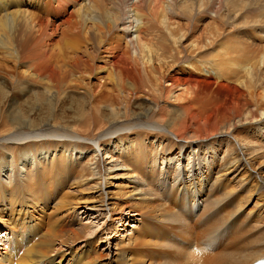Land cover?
<instances>
[{
	"label": "bare ground",
	"instance_id": "bare-ground-1",
	"mask_svg": "<svg viewBox=\"0 0 264 264\" xmlns=\"http://www.w3.org/2000/svg\"><path fill=\"white\" fill-rule=\"evenodd\" d=\"M241 8L242 4L238 0L231 1V9L238 10L235 12V17L244 20L251 18L253 23L256 17H263L264 10L255 4L248 11ZM38 9L45 10V17L31 12ZM196 16H198V13L194 9L189 13L174 11L172 3L168 0H0V63L11 64H0V73H3V77L11 79V87H13V82L15 85L13 90L10 88V92L7 88L8 85H6L9 81L6 79L4 81L6 88H0V111L3 104L7 106L8 111L5 114L0 113V205L5 211V208H8L7 215L2 216L0 214V230L2 229L0 231V264H50L48 258L52 254H58L61 249H71L79 238L89 234L82 229H75L70 226V223L74 222L72 214L77 218L76 212H74L77 208L70 207V193L61 195L63 199L61 207L66 211L59 213V205L55 207L56 216H44L45 226L40 231L36 227V222L30 223L24 215H18L20 212L25 213L26 208H46V205L50 202L47 195L52 194V191H49L50 185L51 190L58 187L61 189L68 187V189H74L71 192L78 193L87 183L88 188L84 190H87V194H90V197H87V203L92 206L86 205L84 210L94 209L95 212L100 213V217H104L105 220L103 222L104 226L111 222L113 232L116 234L123 226H127L126 219L132 218L129 222L133 225V228H137L135 225L141 221L135 217L140 218L142 213H139L140 209L136 207V203H125L126 205L123 204V206L117 203L113 205L106 190V187L110 185L109 181L125 177L129 173L132 174L131 178H126L128 181L125 185L129 186L128 190L140 191V201L145 202L142 205L141 212L145 211L146 215L150 214L151 216L152 211L149 201L157 197L155 194L156 191L158 192L157 187L159 185L165 187L170 175H175L178 180L180 175H184V172L188 171L194 157L204 159L208 156L213 160L209 170L204 167L209 178L211 175L215 176V182H211L210 186L218 183L223 173L228 170H232L231 172L234 173L237 164L240 163V167L242 164L246 165V157L248 160L252 158L251 163L260 161L259 168L264 167V163L261 161L264 156H259L264 146L258 148L246 136L230 134L232 132L230 130L236 129L238 132L240 131L237 129L239 126L251 124L253 121L241 117V114L237 113L225 122L220 123L207 121L210 119H199L202 120L203 124L200 121L190 120L187 107L193 106L194 100L192 98L179 107L184 114V118L177 122L181 128L178 133H170L162 129L160 123L171 122L166 116L165 107L144 115L139 114V117L145 119V121L136 126L134 120L138 116L135 119L132 118L133 116L128 119L129 113L126 111L129 107L124 106L125 110L122 111L124 119L121 117L114 118L117 123L112 121L108 124L111 129H114L113 133L104 132L106 128L103 126V122L93 112H90L80 118L81 121H84L86 138H80L78 132H75V134L73 132L70 133L71 138L67 136V140L62 139L63 136H54L56 134L52 130L58 129L57 134L65 133L58 127L59 124L55 119H53L54 122L50 123L30 121L17 124L18 122H11L12 125L10 121H7L13 114V105L19 97L23 98L25 95L35 96L33 98L41 107H43L41 98L46 99L49 97L46 102L47 107L55 109L60 99L66 98L62 97V91L71 89L68 88L69 86H78L82 79L88 76V73L94 75L106 74L107 70L96 60V56L100 52L108 53L110 58L115 60L114 64L120 65L127 74L126 76L124 73L113 80L107 74L103 76L105 81L112 83V88H120L126 76L128 80L132 79V81L127 80L130 87L148 88L149 96L154 100H158L156 105L164 102L178 103L179 99L174 95L175 91L181 92L184 89V93L187 92L186 88L188 87L186 84L196 85L197 82L202 80L200 75L203 73L211 74L210 72L214 71L215 75H218V64L221 67H226L227 63L236 66L247 64L255 58L247 47L239 45L236 47L239 50L237 51L234 47H229L226 40L222 39L220 35L209 34L207 27L203 26L201 28L195 24L190 25L189 19L192 17L197 22L201 20L196 19ZM55 18L60 19L59 22H54ZM235 24L230 22L228 27L223 25L222 30L227 29L226 33H230V30L236 28ZM257 28L261 29L260 26H257ZM190 35L195 37L193 41L188 43L189 46L187 47L183 43ZM115 41L125 42L126 50L124 53L119 54L114 51L116 47H110ZM67 43L68 47L66 46ZM218 46H224L225 50L221 56L224 55L226 59L220 58L221 62L213 61V67L204 64L205 61L207 63L208 59L206 57L210 55L211 50ZM193 54L200 55L192 58L194 57ZM213 55L216 56L215 53L212 54V57ZM209 58H211V55ZM136 66H139L141 75H143L139 78L138 83L140 85L133 80V75L138 70ZM181 66L185 67L186 70H181ZM213 68L216 71L212 70ZM166 70H169L170 74L168 72L164 73ZM12 71L16 72L17 75L12 74ZM178 72L187 74V83H180L174 77ZM28 84H31L32 87L37 85L39 88H45V91H41L42 93L32 92V89L28 90ZM88 88L91 87L88 85ZM98 88L95 92H92L95 96L101 94L104 87L98 85ZM120 96L125 97L123 92H119V99ZM170 99L173 101H170ZM23 101L28 103V97ZM22 106L21 103L20 107ZM257 107L264 114V104L258 102ZM192 123L194 127L190 129ZM36 128L43 131L47 129L45 132H49V135H43L42 133L45 132H41L40 135L43 138L35 140L37 134L34 133L39 132V130L33 134L29 130ZM117 131H121V133L118 134ZM148 131L161 135L160 141L149 140L147 138ZM187 132L193 136L192 142L177 137L179 135L183 136ZM217 132L221 134L219 138L228 145L227 149L223 148L225 151L221 152L223 155L221 159H225L223 162H220L218 157V150L220 151V149L213 148L216 147L213 142H210L209 147L202 144V142H208L210 137ZM257 134L260 142L264 145V129H259ZM93 135H97L96 140L93 139ZM121 135L123 136L119 138ZM106 137L112 138L111 147L113 146L114 149L107 150L105 157L107 162L104 165L103 160L100 162L98 160L100 158L98 157L100 151L98 146L101 144V140ZM27 138H31L30 141L23 143L22 141L27 140ZM83 140L96 142V148ZM39 142L49 143L46 146L48 148L45 150H51L49 146L54 143L71 142L74 148L71 151L75 150V152L74 154L69 152L67 155L57 153L47 159L50 153H40V150L28 146L31 143ZM117 145L122 146L125 151L118 153ZM187 145H196V147ZM172 146L179 147V149L171 152L173 150L171 149ZM93 148L96 149L93 157H84L87 153L93 152ZM232 148L238 153L236 155L237 160L228 163L226 159L233 154ZM243 149L244 159L241 160L238 150L243 152ZM187 152L189 154L185 159L184 155L186 156ZM34 153L40 156L35 164L32 163L35 159L33 157ZM169 153H171L170 158L167 157ZM72 154L76 156L70 158L69 155ZM117 154H120V156H117ZM5 156H9L10 160L6 161ZM45 156L46 158L43 159L42 157ZM95 164L99 165L93 167ZM159 164L165 166L161 167ZM127 166L131 168V171L126 174L122 173L129 170ZM217 166L218 168L225 167L221 171L223 173L220 172L222 175L214 172ZM171 167H174L172 174ZM2 174L4 175L2 176ZM173 182H175L174 179ZM179 182L181 181L179 180ZM54 183H56L57 188L54 187ZM94 183L95 185L91 187ZM221 184L223 188V183ZM125 191L120 192L122 197H125ZM186 199L189 202L191 201L186 193L181 194V205L177 206L178 209L185 210L189 207L184 203ZM205 202L206 205L203 204V214L212 208L210 200ZM118 206H122V209L117 213L118 217H113ZM132 212L134 213L132 214ZM65 213L67 214L65 215ZM191 213L193 212L190 211ZM126 215H130L131 218H126ZM164 216H173V214L171 210H166ZM162 220H167L168 222H165L170 225L175 219L162 218ZM176 220L178 219L176 218ZM216 228L217 226L212 223L205 230L207 232H204L208 236H213L217 231ZM142 230L145 233L143 236L140 234L136 236V232L126 234V242L121 241L122 244L126 243V248L134 246L140 255L147 258L148 264H172V258L162 251L169 247L165 246L164 243L159 244L154 241L161 238V235L152 230L145 231L143 227ZM240 231L239 226L235 233L236 236ZM24 234L26 240H22ZM105 234L102 233L101 235ZM174 235L172 233L170 237H174ZM91 236L92 233L85 237L87 242L95 239ZM145 237H149L151 240L147 241ZM167 237L169 236L167 235ZM21 240L24 246L21 245ZM210 242L212 243V241ZM11 246H13L12 250L15 248V252L10 251ZM218 247L220 248L214 254L205 251L204 254L207 257H204L205 260L203 259L197 264H254L258 259L264 257V251L256 254L248 252L249 243L227 242L225 245H218ZM19 254L21 255L19 256ZM64 254L58 255L57 260L61 261ZM16 256L18 259L14 262ZM72 258L68 262H71ZM100 258L104 257L100 255ZM128 260H131L132 263L135 261L132 257H129ZM54 264H58V262Z\"/></svg>",
	"mask_w": 264,
	"mask_h": 264
},
{
	"label": "rangeland",
	"instance_id": "rangeland-1",
	"mask_svg": "<svg viewBox=\"0 0 264 264\" xmlns=\"http://www.w3.org/2000/svg\"><path fill=\"white\" fill-rule=\"evenodd\" d=\"M168 1L172 3L174 7V11L176 12L189 13L191 10L194 9V11L198 13L196 19H201V20H198L197 22L192 17L191 19H189L190 25L195 24L200 26L201 28H203V26L207 27V31L209 34L220 35L222 39L226 40V43L229 47H234L237 51L239 50L236 47L239 45L247 47L250 50V52L255 56V58L252 61L248 62L247 64H240V65L238 64L236 66L227 63L226 67H221L218 64L219 67L218 75H215L214 71H211L210 72L211 74L203 73L202 75H200L202 77V80L197 82L196 85L186 84V86L188 87L186 88L187 92L184 93L185 91L184 89L181 92L175 91L174 95L178 97L179 99L178 103L168 102L169 103L168 104L164 102L163 104L158 103V105H156L157 104L156 101L158 100L156 99L154 100L149 96L147 92L148 88H142L140 86H138L137 88L130 87L128 81H132V79L130 80L127 79L126 77L127 74L125 73V70L120 65L118 66L115 65L114 64L115 60L113 58H110L108 53L100 52L98 53V55L96 54L97 55L96 60L97 62L99 61L100 65L107 70L106 73L107 76H109L113 80L114 78L121 76L122 74L125 73L126 79L120 88L117 89L112 88L111 86L112 83H110L109 81H105V79L103 78V76L106 75L104 73L96 74V75L92 73H88V76L84 77L78 86H69L68 88L71 89L62 91L63 92L62 97H66V98L60 99V102H58L55 109L47 107L48 105L46 104V102L48 101L49 97L46 98L44 96V98L46 99L41 98L43 107H41V105L36 101V99L33 98L35 96L25 95V97L23 98L19 97L15 102V105H13L12 108L13 114L10 116V118L7 121H10V124L11 122H18L17 124H21V123H28L30 121H35V123H39V122L50 123V122H54L53 119H55V121L59 124L58 127H60L61 130L65 133L57 134L58 129L52 130V132L56 134L54 136L57 137L63 136L62 139L67 140V136L71 138L70 133L73 132L74 134L75 132H78L79 135L81 136L80 138H86V128L84 125V121L83 120L81 121L80 118L82 116H86L90 112H93L103 122V126L106 128L104 132L113 133L114 129H111L108 126V124L109 122L112 121L117 123L116 119L114 118L121 117L124 119V117L122 116V111L125 110L124 106L129 107V109H127L126 111L127 113H129L128 119H130L132 116H133L132 118L135 119L136 116H138L134 120V125L136 126L140 125L145 121V119L139 117V114L144 115L145 113L158 111V109H160L161 107H165L166 116L171 120V122L168 123L166 121L160 123V125L163 130H166L170 133H178L181 131V128L179 127L177 122L184 118V114L181 111V109H179V107L182 106L185 101L190 100L192 98L194 100L193 106L187 107L188 116L190 120L201 122L202 120L210 119L207 121L220 123V122H225L228 118L232 117L236 113L241 114V117L247 118L250 121H253V123L243 125L242 127L239 126L237 129H239L240 131L238 132L236 129L230 130L232 131V132L229 131L230 134H234L235 136L238 135H243V137L246 136L258 148L264 146L260 142L259 136H257L258 135L257 131L261 128L264 129V114H262L257 107L258 102L264 104V14L262 18L256 17L253 23L251 18L244 20L235 17V12L238 10L231 9L232 0H168ZM238 1L242 4V8H241L242 10L248 11L250 7H252L254 4L264 10V0H238ZM31 12H33L34 14H38L42 17H45V10L43 9H38L36 11H31ZM59 20L60 19L55 18L54 22H59ZM230 22L236 23L235 24L236 28L230 30V33H226L227 29H224V31L222 30L223 25L225 27H228ZM257 26H260L261 29H258ZM197 34L195 35L197 36ZM194 37H195L194 35L188 36L186 38V41L183 43V45H186L188 47L189 46L188 43L193 41ZM66 46L68 47V43L66 44ZM110 47H116L114 51H116L119 54L124 53V51L126 50L124 41H118V42L115 41L114 43H112ZM218 47L214 48L215 51L213 49L211 50L212 53L210 52V55L212 59L209 58L210 55H208L207 56L208 58L206 57V59H208L207 63H205L206 62L205 61L204 64H208L213 67L212 65L213 61L221 62L220 60L225 57L224 55L221 56L225 48L224 46L222 47L218 46ZM88 48L89 50H91L90 47ZM92 49L94 48L92 47ZM128 53L130 52L128 51ZM213 53H215L216 55L215 57H217L218 59L215 58L214 55H213L214 58L212 57ZM193 55L194 57L192 58H195L198 57L200 54H193ZM0 64L11 65L10 63H0ZM136 67L138 70L136 71V73H134L133 80L135 83L140 85V83H138L140 81L139 78H141L143 75H141V70H139L138 68L139 66ZM180 68L181 70H186V68L183 66H181ZM212 70H215V68H213ZM168 71L169 70H166L164 73ZM11 73L17 75L16 72L12 71ZM2 74L0 73V88H6L4 81H6L8 77H3ZM174 77L178 79L180 83L183 84L187 83L186 80L187 74L185 73L183 74V72H178L177 74L174 75ZM10 80L11 79H8L9 82L6 83V85H8L7 88H9V90L10 88L11 90H13V88H15V85L13 82L12 85L13 87H11ZM30 85L28 84L27 88H29L28 90L32 89V92L42 93L43 91H45V88H39L37 85H34L35 87L34 86L32 87L31 85L30 87ZM88 85L91 88H88ZM98 85H102L104 88L103 89L100 88L102 89L101 90L102 93L95 96L92 92H95L97 89H99ZM80 89H83L85 91ZM119 92H123L125 97L120 96L119 99L118 98ZM93 95L95 96L94 98ZM27 97L29 100L28 103L23 101L26 100ZM104 100H106V102H104ZM170 101L173 100L170 99ZM21 103L23 104L22 107H20ZM0 113H4V114L8 113L7 106L3 104ZM23 120H29V121H23ZM201 124H203V122H201ZM190 126L191 128L190 127L189 128L192 129L194 127V124L192 123V125ZM38 130L39 132H35ZM29 131L32 134L34 132H35L34 134H37V136L35 137V140H37V138H43L41 137L40 134L41 132L47 131V129L43 131L40 130V128H36L33 130L30 129ZM189 132H187V134H184L183 136L179 135L177 137L192 142L193 136ZM116 133L119 134L121 133V131H117ZM42 134L49 135V132H45ZM122 136L123 135L119 136V138ZM219 136H221L220 133L218 132L214 133L210 137V140H208V142H202V144L205 145V147H209L211 144L210 142H213L216 145V147L213 148L217 150L218 148L220 149V151L218 150V157L220 158V162H223L225 159L224 160L221 159L223 156L222 153L227 149L228 145L225 141H222V139H220ZM96 137L97 135H93L94 140H96ZM28 138L27 140H24L22 142L24 143L25 141H30L31 138L30 139ZM147 138H149V140L151 141L153 139L155 141H160L161 135L155 132L148 131ZM55 141L57 142V140ZM83 141L96 148V144H95L96 142L92 140H83ZM101 141H102L101 144L98 146V148H100V151L98 152V157H100L101 159L99 158L98 160L99 162L103 160V163L105 165V163L107 162V160H105L106 152L108 149H114V147L113 146L111 147L112 138L110 137H106ZM48 144L49 143L47 142H39V143H31L28 146H30L32 149L40 150V153L41 152L50 153V155H48L49 158L47 159H50L51 157L54 156V154L57 153L59 155H67L69 152H73V154L75 152V150L71 151L72 149H74L73 144L71 142L54 143L52 146H49L51 150H45L48 148L46 147ZM192 146L196 147V145H192ZM117 147H118L117 150L118 153L125 151L122 146L117 145ZM171 149H173L171 151L173 152V151H177L179 147L172 146ZM95 151L96 149H94L93 152L87 153L84 157H93ZM238 151L241 160H243L244 149L243 152L240 150ZM232 152L233 154H231L226 159L228 163H230L233 160L235 161L237 160L236 159V155H238L237 151L234 150V148H232ZM73 154L69 155L70 158L76 156ZM188 154L189 153L187 152L186 156L184 155V158L187 157ZM38 155L34 153L33 157H35V159L32 161V163L35 164L37 162V159L40 157ZM262 155L264 156V148L261 149L259 153V156ZM117 156H120V154H117ZM167 157L170 158L171 153H169ZM42 158L45 159L46 156ZM245 159H246L245 163L247 164L246 165L242 164L241 167H240V163L239 165L237 164V167L234 169L235 170L234 173L231 172L232 170H228L227 172L223 173L221 171L225 167L221 166L220 168H218L217 166V169L216 171L214 170V172L219 174L223 173V175L221 174L222 177H220L218 183L216 184L214 183L212 186H210L211 182H215L214 181L215 176L211 175L209 178L207 170H209L210 166H212L213 160L208 156H206V158L204 159L203 158L200 159V157L196 159V157H194L192 159V163L188 167V171L184 172L185 173L184 175L186 177L184 175H180L179 179L177 180V177L175 175H170L168 181L165 183L166 185L165 187H162L160 185L157 187L158 192L157 191L155 192L157 197L152 201H149L150 204L149 206L152 211V215H151L152 217L150 216V214L146 215L145 211L141 212L142 205L145 202L140 201V191L133 189L128 190L129 186L125 185L128 181V179L126 178H131L132 174L129 173L125 177L118 178L117 180L109 181L110 185L106 187V190L108 192L109 200H111L113 205L117 203L123 206V204L125 203H136L135 204L136 207L140 209L139 213L140 214L142 213V216L140 218L135 217L139 221H141L139 224L135 225V227L137 226V228H133V225L130 224L129 222L132 220L130 216L134 213L132 212V214L126 215V218H131L125 220L127 226L126 225H125L126 227L123 226L121 230L119 229L118 230L119 232H117L116 234L113 232L111 222H108V225L106 224V226H104L103 222H105V220L104 217L102 216L100 217V213L95 212L94 209H91L90 211L84 210L86 205L92 206L91 204L87 203L88 201L87 197H90V194H87V190H84L88 188L87 183L80 191H78V193L71 192L74 191V189H68V187L67 188L64 187L63 189H61L60 187L57 188L56 183H54V187L57 189L51 190V185H50L49 191H52V194L47 195L50 202L46 205L47 206L46 208L44 209L26 208L25 213L20 212L18 213V215L20 216L24 215L25 218H27V220L30 223L36 222V227L38 231H40L41 228H44L45 226L46 221L44 220V216L46 215H51L52 217L56 216L57 213L55 212V207L59 205V210H58L59 213L66 211V209H63L61 207L63 201L61 195L62 194L67 195L70 193L71 195L70 207L77 208L74 211L76 212L77 218L75 217V215L72 214V216L74 217V222H71L70 226L75 229H82L83 231L89 233L88 235L92 233L91 237L95 239L87 242L85 237H88V235L82 236L81 238H79L78 242L72 245L71 249L70 248L66 250L61 249L62 251L59 250L58 254H52L53 257L50 256L48 258L50 264H54L57 262L58 264H148L149 262H147V258L143 255H140L135 250L134 246L131 248H126L125 246L126 243L122 244L121 242V241H125L126 239L125 236L132 233L134 234V232H136L135 234L136 236H138L139 234L142 236L145 235V233L142 230V227L145 229V231L152 230L153 232L161 235V238L154 241L159 244L164 243L165 246L169 247V248H165L162 251H164L166 254H168L169 257L172 258L171 259L172 264L200 263L201 261H203V259L205 260V258L207 257L204 254L205 251H207L206 253L214 254L217 251V249L220 248L218 247V245H225L227 242L228 243L236 242L237 244L249 243L248 252L256 254L261 251H264V167L259 168L258 164L260 163V161L251 163L252 158L248 160L246 157ZM5 160L6 161L10 160L9 156H5ZM261 161H263L262 163H264V158L261 159ZM98 165L99 164H95L93 167ZM159 166L161 165L159 164ZM164 166L165 165L162 164L161 167ZM127 168L129 170L123 171L122 173L126 174L131 171V168H129L128 166ZM173 170L174 167H171V174L173 173ZM187 172L189 173V175ZM122 173H118V174H122ZM3 175L4 174H2V176ZM2 179L8 180L6 178H2ZM173 179L175 182H173ZM179 180L181 182H179ZM199 180L201 181V183ZM220 182L223 183V188ZM95 183L92 184L91 187H93ZM124 190H126L125 191L126 195L125 197H122L120 195V192L121 191L124 192ZM183 193H186L191 200L190 202L188 199L184 200L186 206H189L188 208L185 209L187 211H185L184 209H178L179 205H181L180 203L181 194ZM205 196H207L206 199ZM131 198H134L135 200L134 199L131 200ZM206 200L211 201L212 208L210 211H207L203 214L202 212H204V206L206 205L205 202ZM122 206H118V208L115 210L114 213L115 216L113 217H118L117 213L122 209ZM67 208L69 209V207ZM5 209L6 211L3 210V207L0 205V214L2 216L8 213L7 212L8 208ZM138 209H133V210H138ZM127 210L125 211L127 212ZM166 210H171L173 216L165 217L164 215H166ZM190 211L193 213L190 214ZM66 214L67 213H65V215ZM174 217H176L179 221L176 220V218ZM162 218L165 219L170 218L171 220L172 219L175 220H173L172 222L170 220L169 223L170 222L171 223L170 225H168L166 223L168 221L165 220L166 221L165 222L164 220H162ZM178 223H180L181 225ZM212 223L217 226L216 228L217 231L215 235L208 236L207 233H205L207 232L205 230ZM239 226L241 231L236 236L235 233L237 232ZM101 229L104 230L101 231ZM0 231H2V229ZM102 233L105 235H101ZM172 233L175 234L174 237H170V234ZM167 235L169 237H167ZM23 239L26 240L25 234L22 240ZM22 240L20 241V243L22 246H24V244H22L23 243ZM145 240L150 241L151 239L149 237H145ZM209 241H212L213 244H217L215 245V248L206 249L205 243ZM15 244L16 243L14 241V245ZM188 244L190 245L188 246ZM12 247L13 246H11L10 251L15 252V248H13L12 250ZM186 248H188V250H186ZM60 253L61 254L65 253L61 261L57 260L58 255H61ZM20 255L21 254H19V256ZM100 255H102L104 258L101 259ZM71 257H73L71 259V262H68V260ZM129 257L134 258L135 261L132 263L131 260L130 261L128 260ZM17 259L18 257L16 256L14 258V262H16ZM64 260L65 262H63Z\"/></svg>",
	"mask_w": 264,
	"mask_h": 264
}]
</instances>
